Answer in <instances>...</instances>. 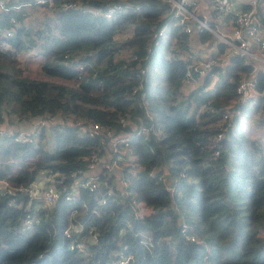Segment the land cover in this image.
Listing matches in <instances>:
<instances>
[{
	"label": "trees",
	"instance_id": "obj_1",
	"mask_svg": "<svg viewBox=\"0 0 264 264\" xmlns=\"http://www.w3.org/2000/svg\"><path fill=\"white\" fill-rule=\"evenodd\" d=\"M50 1L51 5L48 1L35 5L34 0H11L10 4L22 5L0 11V30L14 28L8 37L11 48L0 49V124H13L10 115L16 120L59 115L129 132L152 120L161 136L130 139L137 167L134 173L127 171L129 195L114 187L108 193L100 178L99 195L80 187L74 199H67L71 174L88 168L92 151L104 153L106 145L99 136L90 138L69 122L50 127L49 147L0 134V181L25 186L42 168L64 175L58 200L39 212L32 227L25 223V197L3 192L0 184V264H116L119 252L133 254L130 264H264V146L243 132L242 108L250 109L240 106L235 92L251 67L243 58L231 56L223 71L214 67L223 75L219 81L207 88L205 76L183 94L186 62L178 49L186 50L188 38L173 25L167 3ZM119 1L138 4L140 9L108 18L80 7L62 8L63 3L78 2L84 8L105 9ZM24 3L33 6V23L24 21L28 6ZM165 23L166 37L156 43L152 33ZM124 29L130 35L115 40V32ZM197 38L203 42L211 34L203 31ZM2 40L0 34V44ZM29 47L42 57L41 76L23 75L27 69L18 54ZM79 64L84 65L82 70ZM158 65L160 76L155 73ZM144 67L143 89L132 93ZM257 79L263 88L264 75L257 73ZM224 105L239 107L241 113L229 121L220 152L214 156L218 128L212 122L217 115L210 107ZM126 115L129 123L122 125L120 118ZM32 157V164L18 161ZM154 168L176 181L173 195L165 180L149 175ZM101 196L104 203L99 202ZM143 204L150 213L143 211ZM82 221L78 232L70 228V236L65 234L70 224ZM89 228L95 241H88ZM188 234L200 242L189 241ZM73 240L85 241L86 252L71 249Z\"/></svg>",
	"mask_w": 264,
	"mask_h": 264
},
{
	"label": "built area",
	"instance_id": "obj_2",
	"mask_svg": "<svg viewBox=\"0 0 264 264\" xmlns=\"http://www.w3.org/2000/svg\"><path fill=\"white\" fill-rule=\"evenodd\" d=\"M9 1L11 0H0V11L12 10L22 5V3L18 5L15 2L10 4ZM46 1L51 5L50 0H34V4L40 5ZM161 1L167 3L171 13L170 17L173 19V25L180 26L188 38V44L183 56L186 62L183 91H190L195 88L205 76L209 77L207 88L211 87L213 83L219 81L223 76L220 72L215 71L214 67L218 66L221 68L220 71H223L224 67L228 64L229 57L239 56L243 58V63L249 65L252 70L248 76H242L236 85L235 92L240 106H246L257 114H263L264 87H258L257 73L260 72L264 75V2L260 3L258 0H252L247 6H242L235 0H208L211 17L206 18L199 13L198 0ZM24 4L30 5V3ZM67 7H80L95 16L101 15L108 18L117 12L138 11L140 9V5L134 6L127 1L113 2L105 9L84 8L78 2L62 4V8ZM11 20L15 24H19L18 20H14L13 17ZM167 30L168 25L165 23L152 33V38L155 39L156 43L159 40H164ZM203 31L211 34V39H213L216 46L215 52L208 54L205 52V47L201 49L192 44V36L196 35L197 37V34ZM0 34L4 38L1 41L0 49L4 51L9 50L11 43L8 37L14 35V28H3L0 30ZM129 35L130 30L128 29L118 30L114 34V39L126 38ZM33 55H36L35 50ZM83 68L84 65H78L79 70ZM139 72L140 79L135 88H133L132 93H137L139 89H143L147 68H141ZM141 98H145L144 91H141ZM210 111L217 115L212 122V125L218 128L213 151V155L215 156L220 152L222 146L221 140L229 121L234 115H240L241 110L239 107L234 108L224 105L217 109L210 107ZM9 117L13 120V124L9 126L0 124V134L11 137L15 141H31L35 144L41 141V143L49 147L52 143V137L49 132L50 127H60L68 122L81 127L90 138L99 136L102 139L101 143L106 145L104 146V153L98 154L96 151H92L89 155L90 163L88 168L78 171V175H75L76 172L71 174L74 178L70 185V190L66 194L67 199H74V193L80 187L88 189L95 195H99L98 193L102 191L100 178H102V183L107 185L108 193H111L114 187L120 190L122 194L129 195L127 171L134 173L137 167L130 139L138 135L147 136L154 134L157 137L161 136L160 127L152 120L145 124L141 122L138 126L131 127L129 132H116L112 129H105L95 121L90 122L79 118H65L59 115H42L27 120H16L13 118V115ZM127 118L128 115L120 118L122 125L129 123ZM24 122L27 123V126L22 127ZM18 161H20V165L24 163L32 164L35 162V157L18 159ZM149 175H156L158 179L165 180L166 190L173 195L175 191L174 185L176 184L173 178L165 177L164 173L159 172L157 168L152 169ZM180 175H184V172L181 171ZM63 181L64 175L62 173L42 168L36 171L34 178L25 186L12 187L5 180H1L0 184L3 186H1L3 192L10 193L11 195L19 192L25 197L27 200L24 208L26 210L25 223L27 227H32L38 220L41 210L54 206L61 194L59 184ZM98 199L100 203L105 202V197L103 196ZM140 204L138 202V205ZM142 209L146 213H150L151 211L150 207L145 204H143ZM83 226V221L72 223L65 230V234L70 236V228L78 232ZM120 232L122 233L123 229H120ZM186 238L189 241L200 242L192 234L186 235ZM95 240L96 234L92 228H89L88 241ZM145 242L148 244L149 240L145 238ZM69 247L81 253H85L87 250L85 241L82 240H73ZM133 259L134 256L130 252L126 254L119 252L115 263L130 264ZM205 259L206 255L203 257L204 261Z\"/></svg>",
	"mask_w": 264,
	"mask_h": 264
},
{
	"label": "crops",
	"instance_id": "obj_3",
	"mask_svg": "<svg viewBox=\"0 0 264 264\" xmlns=\"http://www.w3.org/2000/svg\"><path fill=\"white\" fill-rule=\"evenodd\" d=\"M235 1L239 4H241L242 6H247L248 4L251 3L252 0H235ZM258 1L260 3L264 2V0H258ZM198 2H199V13L206 18H210L211 17V11H210V8L208 6V0H198ZM31 37L35 38L34 35H32ZM192 44L196 47L201 48V49H203L202 47H205V49H206L205 52L208 54L216 51V46L214 44L213 39H211V38H209L208 41L200 42L198 40V38L196 37V35H194V36H192ZM33 52H34V49L32 47L31 48L30 47L25 48L18 54V58L23 59V62L20 61V63L23 67H25L27 69V71H30L33 69L38 70L39 76H41L42 73L40 71V69H41L40 65H41L42 57H40V55H37V56L33 55ZM187 92L188 91H182L183 94H186ZM243 109H244V112H243ZM242 112L244 113L243 115H246V117L241 120V125H242L241 127H242L243 132L264 146V141H262V139H264L263 135L256 134V131H255V133H253L252 130H249L247 132V130L245 128L244 122L250 117L251 114H257V113L253 112L252 110L248 111L245 107L242 108ZM258 115H264V113L258 114ZM25 126H27L26 122H24L22 124V127H25ZM262 130H263V134H264V125L262 127Z\"/></svg>",
	"mask_w": 264,
	"mask_h": 264
},
{
	"label": "rangeland",
	"instance_id": "obj_4",
	"mask_svg": "<svg viewBox=\"0 0 264 264\" xmlns=\"http://www.w3.org/2000/svg\"><path fill=\"white\" fill-rule=\"evenodd\" d=\"M37 7V6H36ZM34 10H37V8H34ZM26 16L24 18V21L28 24L30 23H33L32 19L30 18L31 17V12L32 13H35L33 11V6H26V10L24 11ZM31 27H28V29H30ZM179 52H180V56L183 58L184 56V51L183 50H180L178 49ZM20 59V61L23 62V59L21 58H18ZM155 73L160 76L161 74V71H160V66L158 65V69L156 70L155 69ZM23 75H26V76H30V77H38L39 76V71L38 70H30V71H24L23 72ZM264 119V115H258V114H251L250 117L244 122L245 123V128L247 130V132L249 130H252L253 133H255L256 131V134L258 135H263V130H262V121ZM262 141H264V139H262Z\"/></svg>",
	"mask_w": 264,
	"mask_h": 264
}]
</instances>
